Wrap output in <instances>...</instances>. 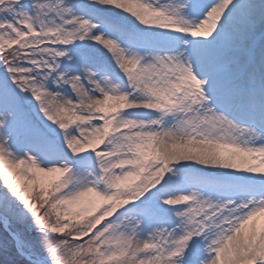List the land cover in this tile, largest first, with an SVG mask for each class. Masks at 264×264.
Masks as SVG:
<instances>
[{"label":"snow or ice","instance_id":"obj_1","mask_svg":"<svg viewBox=\"0 0 264 264\" xmlns=\"http://www.w3.org/2000/svg\"><path fill=\"white\" fill-rule=\"evenodd\" d=\"M0 225L20 264H264V0H0Z\"/></svg>","mask_w":264,"mask_h":264},{"label":"rangeland","instance_id":"obj_2","mask_svg":"<svg viewBox=\"0 0 264 264\" xmlns=\"http://www.w3.org/2000/svg\"><path fill=\"white\" fill-rule=\"evenodd\" d=\"M139 2L140 3H146V2H148V0H139ZM127 15L130 16L131 14L128 13ZM11 180H15L14 175L11 176ZM37 192H38V188L33 191V195H36ZM52 218L55 219L54 214H53ZM82 223H83V221H78L75 219L71 221V224L73 226L79 225ZM12 228L14 230L19 231L25 238H29V239H33V240L37 239L36 232L35 231L29 232L27 224L13 223ZM71 231H72V227L66 229L65 233H63V234H53V235H62L65 238H68L70 243H72L73 242L72 239L67 236V234ZM83 239L86 240L87 237H85ZM77 242H80V241H77ZM68 258H69V260L73 259L71 254H69ZM0 264H20L19 258L17 257V254H16V250L13 246V243L11 240H8L5 237V233H4V229H3L2 225H0Z\"/></svg>","mask_w":264,"mask_h":264},{"label":"bare ground","instance_id":"obj_3","mask_svg":"<svg viewBox=\"0 0 264 264\" xmlns=\"http://www.w3.org/2000/svg\"><path fill=\"white\" fill-rule=\"evenodd\" d=\"M261 161H260V157L259 156H255V157H253V159H252V161H251V163H253V164H258V163H260ZM254 174H259V173H254Z\"/></svg>","mask_w":264,"mask_h":264}]
</instances>
